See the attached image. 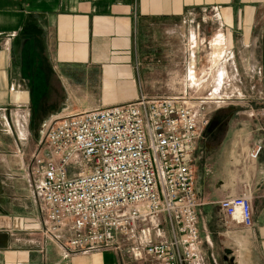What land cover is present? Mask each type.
Here are the masks:
<instances>
[{
  "label": "crops",
  "instance_id": "obj_1",
  "mask_svg": "<svg viewBox=\"0 0 264 264\" xmlns=\"http://www.w3.org/2000/svg\"><path fill=\"white\" fill-rule=\"evenodd\" d=\"M208 15L229 30L227 44L241 38L248 50L258 45L264 64V0H0V264H135L126 248L84 253L68 247L71 232L58 240L43 237L45 209L27 179L30 141L42 140L60 118L126 106L142 96L167 97L175 88L171 76H180L171 73L170 62L199 56L197 48L188 49V35L197 43L196 30ZM224 36L213 38L215 55ZM220 121L204 130L195 154L200 264H219L222 236L241 237L219 204L245 193L264 255V148L257 160L250 158L264 136L245 140L235 119L226 123V140L213 141ZM22 196L34 198L38 214L32 219L22 218ZM164 229L170 235L168 224ZM252 244L247 250L234 244L231 251L243 253L247 264H264L253 263Z\"/></svg>",
  "mask_w": 264,
  "mask_h": 264
},
{
  "label": "built area",
  "instance_id": "obj_2",
  "mask_svg": "<svg viewBox=\"0 0 264 264\" xmlns=\"http://www.w3.org/2000/svg\"><path fill=\"white\" fill-rule=\"evenodd\" d=\"M209 126L206 103L185 97L142 96L56 120L32 156L45 235L71 232L68 247L84 253L126 248L135 264L202 263L195 154ZM219 206L226 219L253 228L248 194Z\"/></svg>",
  "mask_w": 264,
  "mask_h": 264
},
{
  "label": "rangeland",
  "instance_id": "obj_3",
  "mask_svg": "<svg viewBox=\"0 0 264 264\" xmlns=\"http://www.w3.org/2000/svg\"><path fill=\"white\" fill-rule=\"evenodd\" d=\"M207 17V22L202 23L201 28L196 30V33H200L197 35V43L196 41L189 43L190 38L188 35V49L193 47L196 50L197 48L199 56H174V60L170 62L172 64L171 73H180V76H171L172 87L177 88L178 91H175V88L172 89L167 97H185L193 101L196 99L204 101L208 106L210 124L218 119L221 120L220 128L222 131L212 138L213 141H225L228 131L226 123L228 120L234 121L235 119L241 123L237 129L240 133H243L245 140L253 137L258 141L261 135L264 136V75H259L260 68L264 64H262L263 60L261 58L263 56L259 52V46L251 45L248 50L247 46L240 42L241 38L239 40L235 38L234 45L227 44V40L230 39L227 38L229 30L223 27L220 21L213 19V15ZM219 33H224L225 45L224 48L220 45V54L215 55L213 38ZM47 132L42 140L30 141L32 149L29 150L27 155L29 191L38 200L41 198L33 182L32 156L44 146ZM243 142L241 141V144ZM225 148L226 146L223 150ZM258 148H261L262 152L264 142L257 144L255 150ZM72 169L79 171V166L73 165ZM33 199L29 200L22 196V218L32 219L34 211L38 214V210H35L33 206ZM36 206L38 207V205ZM39 221H41L39 222V231L47 240L45 235L46 217H41ZM238 225V228H235L234 231L239 232L241 237H238V235L236 237H221L223 244H220L219 252L216 255L218 263L232 264L230 260L233 259L240 264H247L248 260H246L243 253L233 254L231 249L236 251L234 247V244H236L247 250V246L249 244L253 246V242L256 247L252 258V260L254 259L253 263L264 262V255L259 251L254 237L255 227L248 229L240 224Z\"/></svg>",
  "mask_w": 264,
  "mask_h": 264
}]
</instances>
